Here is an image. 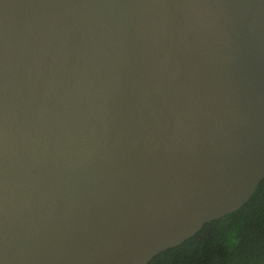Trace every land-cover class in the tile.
I'll list each match as a JSON object with an SVG mask.
<instances>
[{
	"label": "water",
	"instance_id": "1",
	"mask_svg": "<svg viewBox=\"0 0 264 264\" xmlns=\"http://www.w3.org/2000/svg\"><path fill=\"white\" fill-rule=\"evenodd\" d=\"M264 179V0H0V264H147Z\"/></svg>",
	"mask_w": 264,
	"mask_h": 264
},
{
	"label": "trees",
	"instance_id": "2",
	"mask_svg": "<svg viewBox=\"0 0 264 264\" xmlns=\"http://www.w3.org/2000/svg\"><path fill=\"white\" fill-rule=\"evenodd\" d=\"M147 264H264V179L242 207Z\"/></svg>",
	"mask_w": 264,
	"mask_h": 264
}]
</instances>
